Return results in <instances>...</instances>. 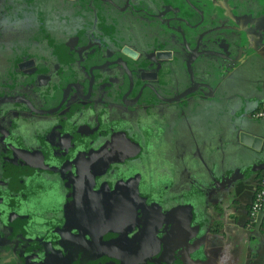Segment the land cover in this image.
Masks as SVG:
<instances>
[{"label": "flooded vegetation", "instance_id": "af4514ba", "mask_svg": "<svg viewBox=\"0 0 264 264\" xmlns=\"http://www.w3.org/2000/svg\"><path fill=\"white\" fill-rule=\"evenodd\" d=\"M21 1L33 33L27 30V40L9 58L18 59L17 73L9 70L0 79V93L10 92L0 94V144L17 158L12 164L21 176L0 163V248L55 253L51 247L61 242L63 264H77L82 251L130 253L119 238L144 195L111 167L148 153L150 124L132 121V111L151 110L157 96L169 98L160 92L165 77L159 73L169 69L173 52L157 44L177 36L187 45L192 33L197 44H214L225 29L244 34L259 24L264 0H57L47 8L41 0H11L0 2V15ZM157 51L170 52L159 58ZM15 86L23 93H12ZM10 96L24 99L1 101ZM14 116L33 124V140L12 130ZM32 169L66 177L59 209L50 197L59 183ZM157 200L153 204L161 208Z\"/></svg>", "mask_w": 264, "mask_h": 264}, {"label": "crops", "instance_id": "0c3cea01", "mask_svg": "<svg viewBox=\"0 0 264 264\" xmlns=\"http://www.w3.org/2000/svg\"><path fill=\"white\" fill-rule=\"evenodd\" d=\"M260 15L257 27L247 29L244 34L234 29L219 30L223 40L214 44H197L193 33L187 45L176 35L173 41L165 39L157 44L156 48L173 52L168 56L169 69L159 73L165 77L161 79L163 86L158 85L164 89L160 92L171 97L182 93L193 81L197 87L175 100L157 96L151 110L132 111V121L150 124L153 139L147 144V154L135 156L131 161L120 158L117 166L111 167L144 195L136 218L126 224L119 238L131 251L119 255L82 251L78 253L77 264H264V250L243 254L225 248L222 237L226 235L216 222L220 215L216 211L211 213L213 206L223 209L232 205L234 200L225 193L233 191L244 175L253 173L256 186L247 203L249 218L245 225L257 222L249 212L264 173V153L259 150L260 154L254 153L257 148L243 143L240 132L248 130L264 136V118L251 116L264 102V11ZM125 33L133 41L130 31L125 29ZM189 47H209L224 54L200 53L192 62L195 77L191 78ZM17 63L18 59L9 61L7 69L12 74L17 73ZM156 73L154 78H158ZM3 93L10 92L0 94ZM12 93H23L22 87L15 86ZM132 143L141 146L139 141ZM156 200L163 207L159 240L162 247H169L165 255H160L156 246H150L148 237L140 236L149 228ZM258 220L263 231L264 211ZM126 233L130 237H125ZM60 243L51 247L55 253L48 247L43 252L13 245L0 248V264H63L65 254ZM140 250L142 254H138Z\"/></svg>", "mask_w": 264, "mask_h": 264}, {"label": "rangeland", "instance_id": "374dc122", "mask_svg": "<svg viewBox=\"0 0 264 264\" xmlns=\"http://www.w3.org/2000/svg\"><path fill=\"white\" fill-rule=\"evenodd\" d=\"M11 0H0V2H8ZM42 7L47 8L48 6H53L57 0H41ZM58 2V1H57ZM47 23H51L50 20H47ZM54 23V22H53ZM33 24L30 22L27 24L26 16L23 15V4L21 2H11V5L3 11L0 15V75H6L8 72L9 58L15 56L17 53V47L23 46L24 42L27 40V30H30L33 33ZM10 42V43H3ZM9 45L13 46L12 48L5 49L2 46ZM17 117L12 118V130L21 131L26 139L33 140V124L30 121L25 119H19L16 121ZM5 122L8 124V118L5 119ZM264 130V127H262ZM264 141V136H263ZM263 153V147L257 148V154H260L259 151ZM7 147L0 144V163L2 162L1 169L8 170L11 173L18 174L17 171H14L13 164L14 162L18 163L17 158L14 155H9ZM26 165V164H25ZM23 167H29L28 165ZM104 170H100L104 174ZM28 170H25L27 173ZM32 173L34 171L37 177L44 178L47 180H53L57 184V188L54 189L50 195L51 200L58 201L55 205L57 209L66 202L67 194L64 189L66 188V177L58 175L54 172H47L42 170H30ZM8 174V173H5ZM19 179H20V174ZM17 177V176H15ZM22 178V177H21ZM17 180V178H15ZM110 182V179H109ZM256 186V177L255 174L251 173L250 175H244L243 180L233 189V191H228L225 193L228 196V199L234 200L233 204L222 208L212 207L211 213L213 211L217 212V216L220 215V218L216 222L220 223L222 226L221 233H224L226 236L222 237L224 242V247L231 251H238L243 254H252L255 253L256 249L261 252L264 250V239L261 237L264 235V230L262 231L259 226V220L255 225H245V221L249 218L247 214V203L251 198V194L254 191ZM50 201V200H49ZM52 205V204H50ZM54 206V205H53ZM231 209V211L229 210ZM230 211V212H229ZM263 212V211H262ZM209 226V225H208ZM223 250H226L223 248Z\"/></svg>", "mask_w": 264, "mask_h": 264}, {"label": "water", "instance_id": "95a60500", "mask_svg": "<svg viewBox=\"0 0 264 264\" xmlns=\"http://www.w3.org/2000/svg\"><path fill=\"white\" fill-rule=\"evenodd\" d=\"M191 53L189 55V59H188V66H189V71H190V74H191V78L195 77V73L193 72V69H192V62L196 59V57L200 54V53H215V54H219V55H223L224 53H222L221 51H218L216 49H211V48H200V49H197L195 47H189ZM166 54H169V51H157L156 55L159 57V58H163V57H166ZM195 87H197V83L196 81H193L192 82V85L187 87L184 91H182V93H178L177 95H174V96H171L168 98V100H175V99H179L180 97H182L183 95H186L190 92H192ZM24 99L23 97H4L1 99V101H4L6 99ZM240 138H241V141L245 144H248L254 148H260L262 143H263V137L261 135H258L256 133H253V132H250L248 130H242L240 132ZM158 206V205H156ZM154 209H152L153 213L151 212V219H150V223H149V232L148 230L146 231H142L140 233V236L141 238H146L147 237L151 240V247H157L158 248V253H160V255H165L168 253L169 251V247L167 246H161V243H160V240H159V237H160V232H159V228H160V223L158 222V210L157 209H163L162 207L159 208V207H156ZM148 219V218H147ZM146 222V221H145ZM137 223V222H136ZM139 225L141 226H145L143 223H139ZM131 228V227H130ZM125 237H130V235L128 233H126V236ZM133 238V240L136 238L135 237H131V239ZM143 243V242H141ZM142 250V249H141ZM141 250L138 252V254H142ZM78 261V260H77Z\"/></svg>", "mask_w": 264, "mask_h": 264}, {"label": "built area", "instance_id": "2783aa9c", "mask_svg": "<svg viewBox=\"0 0 264 264\" xmlns=\"http://www.w3.org/2000/svg\"><path fill=\"white\" fill-rule=\"evenodd\" d=\"M251 116L254 119L264 118V102L257 109L252 111ZM258 184L259 186L251 202L249 212L253 220H257L262 211H264V173L260 176Z\"/></svg>", "mask_w": 264, "mask_h": 264}]
</instances>
